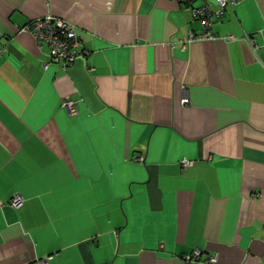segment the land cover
Here are the masks:
<instances>
[{"label": "crops", "instance_id": "obj_1", "mask_svg": "<svg viewBox=\"0 0 264 264\" xmlns=\"http://www.w3.org/2000/svg\"><path fill=\"white\" fill-rule=\"evenodd\" d=\"M189 7L0 0V264H264V0L182 47ZM48 16L84 59L25 30Z\"/></svg>", "mask_w": 264, "mask_h": 264}, {"label": "built area", "instance_id": "obj_2", "mask_svg": "<svg viewBox=\"0 0 264 264\" xmlns=\"http://www.w3.org/2000/svg\"><path fill=\"white\" fill-rule=\"evenodd\" d=\"M187 3L192 10L194 16L199 18L202 29L199 34L191 33L188 36L181 39V45H184L193 40H208L214 38V32L212 31V22L214 18H220L225 8L228 5L236 3L237 0H214L216 9L211 10L210 4L204 2L200 5H192V0H177ZM25 30L30 32L38 44L45 42L49 58L53 62L62 63L64 68L71 66L77 59H84L86 52L79 50L81 44V37L78 30L68 23L65 19L58 17H45L37 20H32ZM188 98L184 92L182 97V103H187ZM63 106L70 114L76 112L74 102L65 97L62 102ZM141 158H139L140 160ZM184 165L188 164L183 162ZM9 204L14 208H19L23 204V198L19 194H14L9 200ZM201 254L199 249H194L191 254L183 256L184 260L191 261V259H197ZM49 256L36 258L31 264H49ZM213 259H209L212 261Z\"/></svg>", "mask_w": 264, "mask_h": 264}]
</instances>
